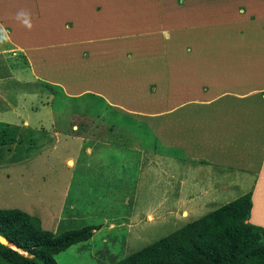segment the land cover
Here are the masks:
<instances>
[{
  "label": "rangeland",
  "instance_id": "1",
  "mask_svg": "<svg viewBox=\"0 0 264 264\" xmlns=\"http://www.w3.org/2000/svg\"><path fill=\"white\" fill-rule=\"evenodd\" d=\"M12 4V0H0L2 24L40 16L41 8L24 7V0L21 7H11ZM52 29L46 27L47 32ZM4 30L10 31L0 27V46L6 50L15 77L8 75L0 81V114L4 113L2 118L7 121L0 122V137L6 135L0 138V208L19 209L37 216L42 228L54 233L83 226L100 227L89 241L57 255L59 264H113L249 192L253 194L250 222L264 227V162L256 166L261 150L250 156L261 146L258 138L264 137V107L259 112L257 106L258 113L251 119H246L238 107L228 109V115L220 109L219 117L212 118V131L203 128L201 142L211 137L210 142L214 140L219 151L226 152L223 157L211 148L210 161L201 154L191 161L179 158L184 156L183 148L164 143L157 131L161 124L155 122L158 127L152 131L145 121L144 113L152 110L144 108L146 94L150 105L160 101L161 93L154 90V84L137 76L129 78L127 74L124 81L119 80L121 70L117 75L104 71L97 61L91 60L94 53L99 55L91 49L97 47L93 40L73 47L49 43L33 53L13 52L16 45L9 39L11 31ZM15 38L21 40L22 47L36 44L29 31L17 33ZM107 63L113 65V61ZM21 67L28 72L18 77L14 69ZM69 72L73 73L70 82L64 80L63 85L60 77ZM32 76L53 86L23 81L32 87L30 94L40 93L45 99L42 103L50 105L47 112H63L64 116L53 115L51 121L49 114L48 119L43 117L28 126L17 118L12 107L7 108L9 100L17 99L19 81L32 80ZM138 79L144 81L137 92L134 82ZM57 82L63 86H55ZM97 90L111 96L106 97L111 106ZM233 93L229 92L235 99L264 100V92L261 97L258 92L245 97ZM123 95L132 97L126 99ZM134 97L136 101L131 100ZM38 102L35 108L41 100ZM263 103L258 105L264 106ZM159 111L161 107L152 112ZM26 112L32 113L30 109ZM155 118L160 122L159 114ZM223 129L228 131L222 132ZM219 135L228 141L218 139ZM203 152L207 153H199ZM167 155L187 161L171 166L175 181L168 187L163 168L167 159L162 160ZM190 164L195 168H190ZM212 177L215 186L211 184L216 188L213 196L208 197L212 189L203 191L204 180L208 182ZM183 178L189 183L178 186L176 180ZM194 198V202L190 200Z\"/></svg>",
  "mask_w": 264,
  "mask_h": 264
},
{
  "label": "crops",
  "instance_id": "2",
  "mask_svg": "<svg viewBox=\"0 0 264 264\" xmlns=\"http://www.w3.org/2000/svg\"><path fill=\"white\" fill-rule=\"evenodd\" d=\"M12 1L11 7H21V0ZM24 5L40 7L39 18L23 22L19 18L21 16H18L19 20L12 24L0 22L1 28L7 27L11 31L7 30L10 32V41L16 45L13 52L24 50L33 53L35 49H43L49 43L73 47L95 41L93 44H97V47L91 49L98 51L99 55L93 52L91 60L97 61V65L104 71H114L117 75L118 70H121L118 77L123 81L125 74L129 78H145L146 82L155 85V91L161 93L159 102L151 101H155L153 105H150L146 94L147 103L144 108L152 110L144 113L147 116L145 121L152 131L161 124L157 131L164 143L183 148L181 153L184 156L180 155L179 158L185 157L191 161L204 155L210 161L211 148L223 157L226 152L219 151L218 144L214 140L210 142L211 137L207 138V142H201L204 139L201 137L202 131H205L203 128L212 131L215 123L212 118L219 117L220 109H225V115H228V109L238 107L246 119H251L264 107L258 105L260 101L264 102L261 99L232 98L233 92L242 94L241 97L253 96L255 92L261 97L264 92V0H24ZM47 26L53 29L47 32ZM7 31L4 30L5 33ZM22 31H29L34 35V47L26 44L21 46V40L15 36ZM6 57V50L0 46V81L5 80L8 75L15 77L13 66ZM107 61H113V65L107 66ZM17 69H14L17 76L28 72L22 67ZM71 74L73 73L69 72L65 77H60L63 85L70 82ZM140 79L134 82L137 92L144 81ZM23 81H37L40 86L47 85L43 87L50 84L49 81L34 76L32 80L19 81L21 89L17 99L9 100L7 108L12 107L13 113L17 118L23 119L24 124L29 126L43 117L44 120L48 119L46 117L49 114L53 121V115L63 114L47 112L46 108L50 105L42 103L45 99L40 93L30 94L32 87L26 86ZM123 81H120V85ZM54 85L63 86L58 82ZM65 89L67 90L66 87ZM97 91L105 103L111 106L107 99H111V96ZM123 96L128 99L131 95ZM40 100L41 104L35 108L34 105L40 103ZM131 100L136 101V98ZM113 106L117 108L115 106L118 105ZM156 107H161L158 112L160 122L155 120V114H158L152 112ZM27 109L32 113L26 112ZM43 112L47 114L42 116ZM4 115L0 114V122H7L2 118ZM216 132L215 129L214 133ZM218 139L222 137L219 135ZM263 139L264 137L258 138L261 146L250 154L256 155L261 150L256 163L259 167L264 162ZM189 150L193 152L190 153ZM201 151L207 153H199ZM198 154L201 156H197ZM164 159H167L163 166L167 172L164 174V182H167L168 187L175 181L171 166L187 161L181 162L173 155L164 156L162 160ZM70 164L74 165V162L70 161ZM189 167L195 168L191 164ZM216 174L214 172L215 177ZM176 182L183 187L189 183L187 178ZM214 182L213 177L208 178V182L204 180L203 191L204 188L212 189L208 192V197L213 196V188H216L213 187ZM190 200L194 202L195 198Z\"/></svg>",
  "mask_w": 264,
  "mask_h": 264
},
{
  "label": "trees",
  "instance_id": "3",
  "mask_svg": "<svg viewBox=\"0 0 264 264\" xmlns=\"http://www.w3.org/2000/svg\"><path fill=\"white\" fill-rule=\"evenodd\" d=\"M252 197L246 193L113 264H264V227L250 222ZM99 228L54 233L37 216L0 208V235L8 240L0 243V264H59L57 255Z\"/></svg>",
  "mask_w": 264,
  "mask_h": 264
},
{
  "label": "water",
  "instance_id": "4",
  "mask_svg": "<svg viewBox=\"0 0 264 264\" xmlns=\"http://www.w3.org/2000/svg\"><path fill=\"white\" fill-rule=\"evenodd\" d=\"M0 243H2L4 245H8V240L5 237L0 235Z\"/></svg>",
  "mask_w": 264,
  "mask_h": 264
},
{
  "label": "bare ground",
  "instance_id": "5",
  "mask_svg": "<svg viewBox=\"0 0 264 264\" xmlns=\"http://www.w3.org/2000/svg\"><path fill=\"white\" fill-rule=\"evenodd\" d=\"M252 201H253V197H252Z\"/></svg>",
  "mask_w": 264,
  "mask_h": 264
}]
</instances>
